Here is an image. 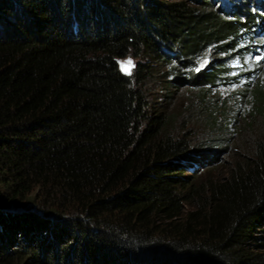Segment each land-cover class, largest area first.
Masks as SVG:
<instances>
[{"label":"trees","instance_id":"trees-1","mask_svg":"<svg viewBox=\"0 0 264 264\" xmlns=\"http://www.w3.org/2000/svg\"><path fill=\"white\" fill-rule=\"evenodd\" d=\"M250 2L228 20L210 0H0V264H264V141L210 174L231 124L203 101L225 66L194 70L262 20ZM150 83L196 89L210 137ZM245 104L264 115V87Z\"/></svg>","mask_w":264,"mask_h":264},{"label":"rangeland","instance_id":"rangeland-1","mask_svg":"<svg viewBox=\"0 0 264 264\" xmlns=\"http://www.w3.org/2000/svg\"><path fill=\"white\" fill-rule=\"evenodd\" d=\"M210 1L213 4V8L217 9L221 14H227L225 13L226 10L229 12L230 17L228 16V20H232L234 14L229 8L239 7L237 0ZM259 1L263 6L260 5L258 11L253 9L255 8L254 0L249 3L248 10L251 14H258L262 20L259 17H255V26L248 28L247 31L244 30L238 34L237 38H234L237 39V41L232 43V47L234 46L235 49L225 55H215V52H219L218 47H212L207 52V56L197 61L194 67L196 72L199 65L205 60L209 64V66L207 64V69L210 68V62L213 60H215L213 64L223 61L225 66L223 73H220L221 77L215 82L213 87L209 88L203 101V104H207L210 109L217 112L215 115L217 118L216 122L221 124V127L225 126L223 124H231V127L226 129L227 131L221 136L222 148H217L219 151L218 168L216 167L217 170L214 172L211 170L210 172L214 176L222 172L223 168L232 162L233 153L229 150V143L230 146L239 147L240 154L249 155L255 141H264V115H257L256 113L251 115V112H249L250 118L247 116V108H245L249 92L256 87H264V0H258L257 2ZM129 60L132 62L130 69L126 64ZM141 61L126 57L118 60V67L124 75L131 76L135 65ZM156 69L159 70L158 67ZM187 71L178 72L184 77ZM144 91L149 98L150 104L156 110L166 104L167 111L179 115L177 129L182 126L185 131L189 132L194 143L202 142L207 137H210L208 135L210 133L203 129L202 121L198 119V106L195 105L198 103H195V100H191L192 96L197 93L196 89L182 85L178 89L173 86L168 92H164L159 90L158 85L150 83L145 86ZM165 96L171 97V100ZM247 125L249 126L246 128ZM237 129L238 132L240 131L239 135H233ZM213 168L212 166L210 169Z\"/></svg>","mask_w":264,"mask_h":264},{"label":"water","instance_id":"water-1","mask_svg":"<svg viewBox=\"0 0 264 264\" xmlns=\"http://www.w3.org/2000/svg\"><path fill=\"white\" fill-rule=\"evenodd\" d=\"M207 64H208V62L205 60V61H203L200 65H199V67L197 68V72H199V71H202L206 66H207Z\"/></svg>","mask_w":264,"mask_h":264},{"label":"snow or ice","instance_id":"snow-or-ice-1","mask_svg":"<svg viewBox=\"0 0 264 264\" xmlns=\"http://www.w3.org/2000/svg\"><path fill=\"white\" fill-rule=\"evenodd\" d=\"M126 64H127L128 68L130 69V67L132 66V62L129 60L126 62Z\"/></svg>","mask_w":264,"mask_h":264}]
</instances>
